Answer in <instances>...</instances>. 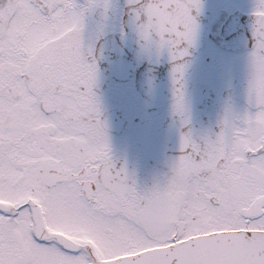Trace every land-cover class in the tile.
<instances>
[{"label":"snow or ice","instance_id":"1","mask_svg":"<svg viewBox=\"0 0 264 264\" xmlns=\"http://www.w3.org/2000/svg\"><path fill=\"white\" fill-rule=\"evenodd\" d=\"M243 15L231 0L211 14L207 0H0V264H264V0ZM238 59L244 106L229 96L196 129L195 103L232 88ZM163 92L177 154L142 186L109 111L150 131Z\"/></svg>","mask_w":264,"mask_h":264},{"label":"flooded vegetation","instance_id":"2","mask_svg":"<svg viewBox=\"0 0 264 264\" xmlns=\"http://www.w3.org/2000/svg\"><path fill=\"white\" fill-rule=\"evenodd\" d=\"M231 3L236 11L244 12L249 0H231ZM237 56H242V53H237ZM244 87L243 62L238 59L233 71L232 88L220 92H205L203 98L198 99L194 105L193 126L196 129L214 126L223 101L229 96L237 108H242L245 103ZM167 105V101L153 105L154 126L150 131L134 128L129 122L126 110L121 106L113 104L109 111L113 154L119 162L126 163L142 186L150 185L156 177L162 175L166 170V160L172 157L170 146L165 140L167 124L171 122ZM118 122L123 124L121 130H117ZM71 239L80 246L90 245L98 253L100 251L99 246L89 236L80 241Z\"/></svg>","mask_w":264,"mask_h":264},{"label":"rangeland","instance_id":"3","mask_svg":"<svg viewBox=\"0 0 264 264\" xmlns=\"http://www.w3.org/2000/svg\"><path fill=\"white\" fill-rule=\"evenodd\" d=\"M51 228V227H50ZM52 230H55V231H61L60 229H58V228H51ZM65 233H67L71 238H73V239H76L77 241H80V240H82V239H84V238H86V237H88L87 235H76V234H72L71 232H65Z\"/></svg>","mask_w":264,"mask_h":264},{"label":"water","instance_id":"4","mask_svg":"<svg viewBox=\"0 0 264 264\" xmlns=\"http://www.w3.org/2000/svg\"><path fill=\"white\" fill-rule=\"evenodd\" d=\"M208 4H209V9H210V14H211V10H212V2L210 0H207ZM205 23H208V18H205ZM159 99H167V94L166 92H163L160 96Z\"/></svg>","mask_w":264,"mask_h":264}]
</instances>
